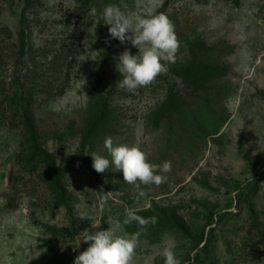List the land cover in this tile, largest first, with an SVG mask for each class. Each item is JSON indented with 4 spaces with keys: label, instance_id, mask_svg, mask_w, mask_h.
I'll list each match as a JSON object with an SVG mask.
<instances>
[{
    "label": "rangeland",
    "instance_id": "obj_1",
    "mask_svg": "<svg viewBox=\"0 0 264 264\" xmlns=\"http://www.w3.org/2000/svg\"><path fill=\"white\" fill-rule=\"evenodd\" d=\"M108 4L165 15L179 42L134 92ZM107 137L171 161L167 180L97 173ZM128 210L158 220L116 230L141 233L132 264H164L168 238L181 264H264V0H0V264H73Z\"/></svg>",
    "mask_w": 264,
    "mask_h": 264
},
{
    "label": "clouds",
    "instance_id": "obj_2",
    "mask_svg": "<svg viewBox=\"0 0 264 264\" xmlns=\"http://www.w3.org/2000/svg\"><path fill=\"white\" fill-rule=\"evenodd\" d=\"M103 24L108 26L111 39L120 44L130 42L138 50L133 55L129 50L123 51L115 63V70L121 75L119 87L129 92L151 84L155 78L167 71L165 63H174L179 42L174 33V26L163 14L138 15L123 11L119 6L108 4L102 12ZM107 155L93 153L92 168L97 173H104L112 167L114 172L122 174L123 181L130 185H160L167 180V174L172 169L171 161L161 165L147 161L146 154L138 145L114 144L111 137L104 140ZM143 194V193H142ZM102 201L101 203H106ZM86 219V217H81ZM137 223L141 227L158 220L153 216L144 219L128 210L122 221H114L112 227L106 230L89 232L85 230L83 242L88 247L77 255L73 264H132L135 250L141 233L138 231L130 235H118L117 229ZM98 228L99 225H91ZM176 243L168 238L158 250V255L164 264H181L175 254Z\"/></svg>",
    "mask_w": 264,
    "mask_h": 264
}]
</instances>
